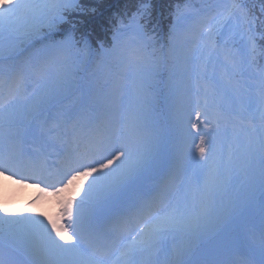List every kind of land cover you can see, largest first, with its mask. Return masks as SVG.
I'll return each instance as SVG.
<instances>
[{"label":"snow or ice","instance_id":"6c2138e0","mask_svg":"<svg viewBox=\"0 0 264 264\" xmlns=\"http://www.w3.org/2000/svg\"><path fill=\"white\" fill-rule=\"evenodd\" d=\"M149 7L142 0L129 23L121 21L111 47L100 42L94 51L89 37L77 34V24L85 23L80 17L96 11L82 0H0V59L35 53L26 70L5 73L0 64V193L30 185L55 198L50 213L35 211L41 195L19 212L12 197L0 200V264H108L114 250L123 264H192L191 249L175 251L170 261H161L159 253L168 236L199 238L229 222L235 206L218 197L226 190L222 172L231 173L234 152L229 147L225 159L222 146L212 143V132L226 126L228 116L243 124L249 114V127L241 129L247 142L240 163L259 160L264 183V0L259 14L255 4L242 0L217 6L195 34L184 26L190 6H177L167 57L163 46L156 54L145 21ZM90 63L131 71L138 100L159 85L166 64L170 86L173 73L180 74L170 150L140 107L130 105L117 121L107 118L127 77L89 72ZM29 79L35 84L31 96ZM190 86L195 98L185 109ZM70 92L71 110L43 118L52 99ZM33 132L38 139L26 148L25 137ZM193 152L203 180L182 192L181 176ZM169 156L172 165L162 171Z\"/></svg>","mask_w":264,"mask_h":264},{"label":"trees","instance_id":"16d2710c","mask_svg":"<svg viewBox=\"0 0 264 264\" xmlns=\"http://www.w3.org/2000/svg\"><path fill=\"white\" fill-rule=\"evenodd\" d=\"M87 9L95 8L94 13H89L83 17L84 24H77V34L84 33L89 37L92 48L95 51L99 48L100 42H103L105 47H111L113 41L112 36L118 27H121V21L126 26L129 23V18L140 6L142 0H82ZM143 2L150 5L148 11L149 15L145 17L148 24V31L155 37L154 44L157 49V55L161 53V46H163V54L167 57L168 54V36L171 25L174 22V13L177 6L181 9L185 5L190 6L192 14L188 20L184 22L185 27H191L193 34L202 31L201 23L211 17L217 10V6L228 4L231 0H143ZM242 2L251 6L256 5V13L259 14L260 0H242ZM66 28L69 26H65ZM126 31V29H125ZM56 39L60 38L57 34ZM151 51V48L149 49ZM31 56L35 59V53L31 50L24 52L21 55H7L0 59V64L3 65L2 70L5 73H15L19 70H26L27 58ZM264 63V62H262ZM98 71L102 75L111 76L112 74H122L127 77L124 81L125 92L128 90L131 94L129 106L140 107L145 115V123L149 126L152 132L161 140V142L168 145L171 149L173 140L176 138V111L177 104L180 97V90L182 88V79L178 72L172 75L171 86L169 85V72L167 64L160 76V83L155 87L150 94L143 98L137 99L135 88L132 86V73L125 71L122 66L106 65L97 69L95 63L89 64V72ZM82 75H87L84 73ZM130 83V88L128 85ZM33 80L29 79L25 82L26 95H30L34 89ZM73 92L79 95V89H74ZM194 88H191L188 94L183 96V107L186 109L191 106L194 100ZM74 95L72 92L61 94L51 100L47 110L43 113V118H48L49 121L54 119L57 113L61 110H71L73 107ZM118 102V100H117ZM117 106L110 110L108 119L115 118L117 113ZM233 111L239 114V108L236 107ZM245 123L240 124L236 119L228 116V123L225 126L221 125L216 129L218 136L223 135L224 132L229 133L233 131V139L229 144L234 152V167L229 173L222 172V179L225 185V191L221 194L219 199L224 203L232 202L235 210L229 222L219 229H211L207 234L201 235L199 238L184 237V245L180 249H191V255L188 259H196L197 263H205L210 260V256L215 254L217 250L221 253L215 255V261L227 258H253L254 264H260L264 258V183L261 181V164L256 158H253L250 164L242 165L240 163L244 146L247 142L244 131L249 125L246 123L249 114L244 113ZM101 118H103L101 116ZM254 119L258 126V114L254 115ZM235 125V128H234ZM212 132V140H214ZM29 139H38V134L33 132L29 135ZM229 148H227L224 158L228 156ZM167 164L172 165L171 156H169ZM240 204V205H239ZM262 221L261 230L255 227L257 221ZM239 230V228H241ZM228 235V236H227ZM202 252V255L198 254ZM213 253V254H212ZM231 264V261L228 260Z\"/></svg>","mask_w":264,"mask_h":264},{"label":"rangeland","instance_id":"374dc122","mask_svg":"<svg viewBox=\"0 0 264 264\" xmlns=\"http://www.w3.org/2000/svg\"><path fill=\"white\" fill-rule=\"evenodd\" d=\"M130 88V83L128 85V89ZM34 89H35V85H34ZM33 89V91H34ZM33 94V92L31 93V95ZM30 96V95H28ZM130 97L131 94L130 92L127 90L126 92H124V94L122 95L121 101H123L122 106H121V112L120 113V118L123 117L126 112L129 109V103H130ZM215 134L217 132V130H214ZM233 131L229 133H224L223 135L218 136L216 134L213 135L214 140H212L213 146H217L220 145L223 148V156H225L226 150L227 148H229L228 146H230L229 144H231V139H233L232 135H233ZM25 139H28V135L25 137ZM194 152L188 157L187 161H186V165L185 168L183 170V175L181 176L182 179V187H181V191L183 192L184 188H188L189 192L191 191V187H193L195 185V183L197 182V180H200L202 182L203 180V172H204V168L200 165L199 163V157H195V159L193 160V156H194ZM15 193V195H13ZM37 195H41V199L37 202V204L34 206L35 211H44L45 213H50L55 209V198L52 197L51 195L48 194H40L38 189L31 187L30 185L19 190L18 192L16 191V186L15 185H11L10 187L7 188L6 191H4L3 193H0V200H4L7 199V197H12L13 198V202L14 204H16V207L19 206H26L28 205L29 201L33 200ZM240 205V204H239ZM15 207V208H16ZM17 211V208H16ZM25 214H29L32 215L34 213H29L26 212ZM241 228H239V230H241ZM228 236V235H227ZM185 242V238L184 236H181L179 234H176L175 236H168L164 243H163V247L159 253V259L161 261L164 260H172L174 259V254L175 251L180 250V248L184 245ZM219 250H217V252H215V254L211 255L210 257L211 260L207 261V262H211L215 264L214 261V256L220 255L221 253L218 252ZM198 254L202 255V252H198ZM120 257V253L119 251H115L114 250V254L112 255V257L110 258L108 264H123V262L119 259ZM214 261V262H213ZM223 262H226V260H222ZM193 262H197L196 259L193 260ZM237 264H248L246 261H240ZM251 264V263H249Z\"/></svg>","mask_w":264,"mask_h":264}]
</instances>
